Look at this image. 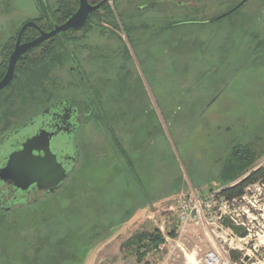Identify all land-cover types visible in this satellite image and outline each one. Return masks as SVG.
<instances>
[{
  "label": "rangeland",
  "instance_id": "1",
  "mask_svg": "<svg viewBox=\"0 0 264 264\" xmlns=\"http://www.w3.org/2000/svg\"><path fill=\"white\" fill-rule=\"evenodd\" d=\"M173 1L180 0H111L113 18L54 41L42 75L29 76L22 67L16 71L20 83L15 80L5 93L19 86L11 103L0 101V140L51 101L75 99L77 92L84 98L90 89L77 85L71 59L75 55L84 71L88 52L126 49L132 58L137 53L139 88L136 84L123 93L139 100L127 107L138 112L140 124L130 131L126 155L111 137L106 146L99 123L101 93L99 86L93 88L97 102L84 121L79 163L67 181L36 204L0 210V264H210V253L220 264H264V183L250 186L231 206L222 224L232 235L224 245L203 225L189 226L180 236L170 210L182 199L203 197L229 178L238 181L264 165V0H248L214 22L243 0H183L188 4L183 6ZM152 2L159 3L140 10ZM60 8V0H0V35L16 36L19 27L44 14L53 21ZM125 19L134 26L132 39ZM110 20L118 28L105 26ZM145 35L161 38L139 53ZM105 56L113 67L104 62L97 79L108 72L118 80L116 57ZM149 60L152 73L142 69ZM114 112L123 120L127 110L109 114L116 125ZM236 149L249 154L239 175L232 167L240 166ZM154 230L165 242L139 263L128 242L137 232ZM244 231L248 235L241 237ZM231 252L240 253L241 260L234 262Z\"/></svg>",
  "mask_w": 264,
  "mask_h": 264
},
{
  "label": "flooded vegetation",
  "instance_id": "2",
  "mask_svg": "<svg viewBox=\"0 0 264 264\" xmlns=\"http://www.w3.org/2000/svg\"><path fill=\"white\" fill-rule=\"evenodd\" d=\"M247 1L248 0H243L240 4H238L233 9L226 12L225 14H222L216 18L211 19L210 22H214L227 17L228 15L232 14L235 10L240 8V6L244 5V3ZM173 2H176V4L179 6L188 5V4H184L183 0L173 1ZM158 3L159 2H152L150 4H147L146 6L141 7L140 10L146 8H154L155 6H157ZM157 11L160 14H163L164 12L163 9H159V8L157 9ZM59 12L60 9H57V12L53 13V18L55 19V20L53 19V21L51 20V16L47 14H44L31 21L35 22L41 28V30L45 32H49V30L48 31L44 30L43 26L45 24L48 23L49 25L52 22L53 26H55L56 24L61 25L67 20L66 19L63 22L59 23L58 22L60 16ZM111 22L114 21L110 20L105 24V26H111L116 29L118 24H112ZM23 26L24 25L18 28L17 30L18 32L16 36L14 34V36L4 39L0 35V59H1L0 81L3 79V77L5 76L8 70L10 57L15 50L19 32ZM141 26H147V25H141ZM29 30H33V32L31 33V36L28 38L26 36V33ZM81 31H84V29ZM66 32L76 33L80 31L69 30ZM62 34L58 36H61ZM39 36H40L39 30L35 28H29L23 34L21 44L31 42L37 39ZM143 38L144 39L141 41V43L139 41V44L137 45V51H139V53L149 51L151 49L153 40L156 38L160 39L161 36L145 35L143 36ZM118 39L119 42L122 43L124 49L123 41L121 40V38ZM163 40L165 44L169 45L168 39L166 37H164ZM40 45H38L37 47H39ZM37 47L35 48L38 49ZM35 48L33 49L35 50ZM33 49L26 51L21 56L20 60L16 65V70L19 63L21 64L22 62H24V59L33 52ZM110 53L111 55L116 57L115 59L118 62L117 71L119 70L118 72L120 76L118 80H116L114 77H111L109 74H106L108 73L106 72L104 73L105 75L100 76V80H98L99 78L97 77L96 71L99 70V67L101 65L105 64L104 62H106L107 64L111 63V60H108L109 57L105 56V54H110ZM87 54H88L87 58L89 59L84 61V67H85L84 71L80 63H78L79 61L75 57V55L72 56L71 60L74 64V67L71 68V72H77V74H73L75 79L78 81L77 85L80 87V84L84 83L86 87L90 89L89 93L85 92L84 95L85 97L80 98L79 93L77 92V98L75 99H70L68 97H61L51 101L49 104H46V106L42 110H39L38 112L30 115L22 125L14 129H11L2 137V139L0 140V153L4 155L16 149L18 150L22 139L27 138V136H33L34 134H36L35 132H41L42 130H44L50 132L51 134H55L51 141V148L53 151L55 150L54 153L57 154L59 162H61L68 171L71 170L74 171L80 159V145H79L80 138L83 135V138L85 139V136L87 134L84 127V121L86 119L91 118L94 112L93 102H97L96 97L93 95L92 89L97 88L99 86L98 89L99 92L101 93V98L98 100V102H102V104H100L101 117L99 118V123H101V128L103 127L102 128L103 136H104L103 139L106 143V146L109 147L110 144L109 137H111L113 141L117 143L118 149L126 155L127 153L126 142H127V138L131 136L129 135L130 131L139 128V124H140L139 121L140 116L138 112L137 111L134 112V110L131 111L127 107L129 102H139V100L136 97L135 99H133L132 97H129L123 93V91L125 90L134 91L136 88L135 87L136 84L138 85L139 88V80L137 78V74H135V69L138 68L139 66L136 57L137 53L134 52L135 54L134 58L131 57V54H129V51L126 49H124V51H116V52L115 51L112 52L108 51L101 53L88 52ZM87 54H85V56ZM90 58H92V61ZM132 59L134 60L135 66L131 61ZM110 65H112L111 66L112 68L113 64ZM111 68L109 70H111ZM145 68L149 71V73H152V69L154 68V63L151 62L150 60L144 62L142 65V69L145 70ZM3 71L5 72L4 75L2 76ZM124 71H125V77L123 76ZM12 83L9 85V87L12 85ZM114 83H115V87H113ZM169 84L170 82L167 83L166 85ZM114 90L116 92H114ZM114 102H122V103L116 104ZM4 103L6 106L9 103H11V100H8L7 102ZM114 109H117V111L118 109H120L121 111H124L125 109L127 110V113H125V117H123L124 118L123 120L119 118L118 112H114L116 113V119L119 120V123L116 124L117 127L116 125H114L112 121L110 122L109 114ZM110 123L113 124V126L110 125ZM119 130H121V132ZM72 159H75V161L73 162ZM0 162H1V158H0ZM0 169H1V164H0ZM72 172L68 173V177ZM62 185L55 188V192ZM53 193H50L47 190L46 191L39 190L35 186L30 187L27 191H21L15 187L14 182L11 181L2 182L0 179V210L5 213H9L10 211L16 208H20V207L22 208L26 204H33L35 202H38L43 197H47Z\"/></svg>",
  "mask_w": 264,
  "mask_h": 264
},
{
  "label": "trees",
  "instance_id": "3",
  "mask_svg": "<svg viewBox=\"0 0 264 264\" xmlns=\"http://www.w3.org/2000/svg\"><path fill=\"white\" fill-rule=\"evenodd\" d=\"M101 1L102 0H100L99 2H101ZM99 2H97V3H99ZM97 3H93V4H97ZM78 4H79L78 0H60L61 8H60V12H59L60 16H59L58 22L59 23L63 22L64 20L71 17L76 12V10L78 8ZM242 6H240V8ZM102 11H104L103 14H101ZM107 18H113V12L110 9L108 3L103 5L99 10H97L95 13H93L90 16V18L86 24V27L84 28V31H87L88 29L92 28L91 25H93L95 23V20L103 21ZM128 22H130V20H127V19L123 20L124 27L127 31V37L129 39H132L133 38L132 29L134 26L132 27V24L130 25ZM43 27H44V30L50 31L53 29L54 26H53V23H51L49 25L47 23ZM117 28H118V25H117ZM32 32H33V30L27 31L26 36L29 38L31 36ZM68 34H69V32H64L61 36H57L55 38L50 39L47 42H44L42 45L37 47L38 49H36V48H35V50L33 49V52L31 54H29L24 59V62H22L21 64L19 63V65L17 66V70L22 67V68H24V70L28 74H30L29 76L34 75V77H38V76L42 75L46 69L45 65L53 57L52 53H53V49H54V41L59 39V37L66 36ZM15 75H16V73H15ZM15 80H16L17 84L19 85L20 80L14 78L13 82ZM17 87H19V86H17ZM17 87L14 89V92H13L14 94L16 93V90L18 89ZM10 88H11V86L0 92V101L7 102L8 100H12V98L14 96L13 93H10L9 95H5V93L7 91H9V90L11 91ZM248 155L249 154L246 155V152H244L243 149L242 150H237V149L235 150V153L233 154V156H234V159L237 160V162L239 163L240 166H237V164L234 163L232 165V167L236 168L235 173H237L238 175L243 172V169H244L243 167H245L246 163H248V158H247ZM226 171L228 173V167L226 168ZM246 174L247 175L245 177H243L242 179H240L238 181H237L236 177L229 178L228 180H226L227 184L218 188L221 190L222 195L229 202L232 203V202H235L236 200L242 199L246 195V191L250 186L255 185V184H259V183H264V165L259 167V168H256L252 172H249V173L247 172ZM218 189H216V190H218ZM211 191H213V189H210V192ZM36 203L37 202H35L33 204H36ZM33 204H26L23 206V208L28 207V206L33 205ZM97 225L99 226V224H97ZM234 229L237 230L236 227H234ZM176 231H177V229H174V231L170 232L169 235H171L172 237H175ZM247 235H248L247 232L244 231L241 234V237H246ZM164 242H165L164 235L159 230H154L153 233H151L150 231L137 232L129 240L128 244L133 246V249L135 250V252L137 254V258H138L137 260L140 263L143 261L144 257L147 254L158 249L159 245H161ZM143 248H146V250L142 252ZM231 256H232V260L234 262H239L241 260V254L238 252H231ZM145 264H149V263H145Z\"/></svg>",
  "mask_w": 264,
  "mask_h": 264
},
{
  "label": "water",
  "instance_id": "4",
  "mask_svg": "<svg viewBox=\"0 0 264 264\" xmlns=\"http://www.w3.org/2000/svg\"><path fill=\"white\" fill-rule=\"evenodd\" d=\"M111 0H102L97 4L90 3L89 0H78V8L76 12L69 17L63 24H56L54 28L45 32L33 21L27 22L21 28L17 39L16 47L10 57L8 70L0 81V92L5 90L12 83L15 77V70L21 56L28 50L37 47L38 45L49 41L50 39L62 34L63 32L74 30L81 31L86 26L91 14L99 10L103 5L109 3ZM29 28H35L40 31V36L28 43L21 44V40L25 31ZM33 136H27L22 139L19 149L8 152L7 154L0 153L1 169L0 179L2 182H14L15 187L21 191H27L30 187L35 186L39 190H47L50 193L55 192V188L62 185L68 178V171L61 162H59L57 154L51 148V141L55 134L42 130L35 132ZM31 150L33 154L40 155L42 158H55L58 166L59 173L57 175H50L47 173H32L28 171L10 172L9 167L12 163L13 157L20 153H27ZM74 162L75 159H72Z\"/></svg>",
  "mask_w": 264,
  "mask_h": 264
},
{
  "label": "built area",
  "instance_id": "5",
  "mask_svg": "<svg viewBox=\"0 0 264 264\" xmlns=\"http://www.w3.org/2000/svg\"><path fill=\"white\" fill-rule=\"evenodd\" d=\"M233 204L234 202H229L218 189L203 197L192 195L185 200L182 199L175 206H170V210L175 213L180 236L189 226L203 225L210 229L212 236L219 244L224 245L228 243V238L232 233L225 231L222 222L232 213L231 206ZM208 260L210 264H220L215 253H210Z\"/></svg>",
  "mask_w": 264,
  "mask_h": 264
},
{
  "label": "snow or ice",
  "instance_id": "6",
  "mask_svg": "<svg viewBox=\"0 0 264 264\" xmlns=\"http://www.w3.org/2000/svg\"><path fill=\"white\" fill-rule=\"evenodd\" d=\"M9 171H28L32 173L57 175L60 169L55 158H42L40 155L33 154L29 150L27 153H20L13 157Z\"/></svg>",
  "mask_w": 264,
  "mask_h": 264
}]
</instances>
